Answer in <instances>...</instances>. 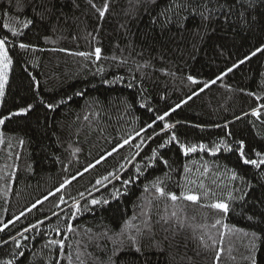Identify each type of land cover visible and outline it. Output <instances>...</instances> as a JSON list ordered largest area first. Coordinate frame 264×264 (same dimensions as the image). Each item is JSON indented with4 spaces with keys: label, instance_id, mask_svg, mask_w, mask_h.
<instances>
[{
    "label": "trees",
    "instance_id": "1",
    "mask_svg": "<svg viewBox=\"0 0 264 264\" xmlns=\"http://www.w3.org/2000/svg\"><path fill=\"white\" fill-rule=\"evenodd\" d=\"M93 3L102 8L104 0ZM167 3L109 0V10L101 19L88 0H0V38L7 37L12 58L0 97V118L9 116L0 125V227L25 212L0 232V241H8L0 243V260L15 257V264H80L79 255L84 264L108 262L110 257L114 264H217L215 253L222 247L219 264H250L244 257L249 255L246 245L255 232L261 237L255 253L257 264H264V166L243 165L235 151L184 156L173 143L159 150L170 167L157 162L126 190L113 180L107 189L97 185L99 192L93 191L95 181L109 172L116 171L123 179L135 172L127 159L134 153L133 145L151 136L153 129L140 137L136 132L264 45V0H254L246 23L235 17L224 23L218 17L206 33L195 18L188 21V31L181 33L173 27L162 33L150 18ZM27 20L32 24L24 28ZM6 23L19 34L4 28ZM20 43L33 47L21 49ZM97 47L101 49L99 60L94 55H75L93 53ZM188 75L201 83L191 85ZM118 76L123 80H116ZM60 100L65 103L54 109L46 107ZM28 104L33 107L26 114L10 116ZM259 105H264V51L210 83L164 122L157 121L154 130L159 132L165 122L175 124L172 131L181 142L210 146L222 137L230 143L243 139L248 154L256 158L253 149L264 152V110L259 120L251 110ZM228 131L230 138L226 137ZM168 135L171 132L161 133L142 145L141 156L133 164L139 162L143 169V157L150 156L151 149ZM128 136L133 137L131 144L106 155ZM101 156L106 159L84 172ZM121 164H127L126 171L120 170ZM185 165L190 172L185 173ZM205 166L208 172L201 175ZM225 166L236 170L244 181L230 182L231 173ZM165 172L170 180H165ZM72 176L76 179L71 180ZM157 176L177 195L184 187L211 190L216 196L201 197L197 203L160 198L150 186ZM66 179L71 182L56 192ZM188 180L196 183L189 185ZM201 181L204 189L199 187ZM245 182L251 185L245 188L248 195L241 200L240 193L234 192L237 199L227 201V214L206 207L218 198L226 199L227 191L245 187ZM114 187L122 193L115 199L111 195ZM81 192L85 193L83 199ZM91 198L108 199L109 203L92 205ZM37 200L42 203L27 211ZM74 200H79L81 210L73 219ZM145 218H149L151 231L144 229L141 251L124 246L114 255L116 234L121 230L134 234ZM217 219L221 224L213 227ZM38 220L43 224L17 236ZM69 223L72 232L67 231ZM105 232L112 239H97ZM14 236L20 240L19 249L10 239ZM52 239H64L63 253L58 246L45 247Z\"/></svg>",
    "mask_w": 264,
    "mask_h": 264
},
{
    "label": "snow or ice",
    "instance_id": "2",
    "mask_svg": "<svg viewBox=\"0 0 264 264\" xmlns=\"http://www.w3.org/2000/svg\"><path fill=\"white\" fill-rule=\"evenodd\" d=\"M88 2L91 4L93 8L96 9V11L99 13V17L103 19L106 15V13L109 10V0H104V4L102 8H98L95 3H93V0H88ZM148 2L152 5H155L158 0H148ZM254 7V0H168V3L157 12L155 16H151L150 22L152 25L158 27L160 31L163 33L165 31L171 30V28L175 27L178 32H185L188 31V21L190 19H197L198 20V28H203L205 33L208 31L209 27L212 24H215L218 17L223 18L224 23H230L233 21V18L239 20L241 23H246L247 21V13L249 10H251ZM147 11V9H146ZM183 13V15H182ZM32 24L31 20H27L25 23H23L24 28H28L29 25ZM4 28H8L13 35H18L16 28H10L9 24H4ZM202 38V37H201ZM8 43L7 37L0 38V97H3L4 95V88L5 85L8 82V73L10 71L11 65H12V58L9 55V49L6 46ZM19 47L21 49H28L30 47H33L32 45L20 43ZM62 51L64 49H61ZM264 51V45L261 47H258L255 49V51H252L250 55L245 56L243 59L237 61L236 63H233L231 67H228L225 72H222L219 76H217L214 80L210 82H204L203 87H200L198 90H193L191 95H189L186 99L181 100L179 103H177L173 108H170L168 111H164L162 115H156L155 119L152 120L151 123L146 124L144 128H141L138 132L135 133L136 137H140L141 133H145L148 129H153V134L151 136H147L145 139H141L140 143H136L133 145L134 147V153L131 155L130 158L127 159V164H132L135 168V172L128 176L127 179H123L116 171L109 172L107 175L100 177L95 181V184L93 185V191L99 192V188L96 187L97 185L104 187L107 189V186L112 183L113 180L119 181L122 188L126 190V187L128 185H131L135 183L137 180L140 179V177L143 175L144 171L154 167L157 162L161 163L162 165L166 167H170L169 161L167 159H164V157L160 154V149H166L168 145H171L173 143L177 144L179 146V149L183 153L184 156H188L189 154L197 153V152H210L213 155H215L217 152H220L221 150L227 151V152H233L235 151L238 154V158L240 162L243 165H250L253 166L256 169H260L262 166H264V152L256 151L253 149L254 155L256 158H251V156L248 154L246 150L245 141L243 139L229 142L226 138H220L218 142H213L210 146L207 143H184L181 142L178 138L175 131H172L176 125L171 123H163V126L160 128L159 132H156L154 130V125L157 123V121L164 122L166 117H169L172 112H175L176 109H179L183 104L187 103L188 100H191L194 96L199 95L200 92H203L206 88L209 87V84H215L217 80H221L225 75L232 72L234 69L238 68L240 65L244 64L246 61L250 60L251 57L256 56L257 53H260ZM75 55L89 57L94 55L96 60H99L101 58V49L99 47L95 48L93 53L89 52H79L75 53ZM115 59V57H113ZM126 61H121V63H125ZM100 71H103V69H99ZM116 80H123V77H116ZM135 79V77H133ZM187 81L191 85H199L201 81L197 80L195 76L188 75ZM113 81H105V83H112ZM129 87H132V84L128 85ZM77 95H83V93H77ZM249 95H255V93H249ZM68 99H71L69 97ZM259 99V97H257ZM65 103L64 100L58 101L56 104L48 103L46 107L48 109H54L59 104ZM33 105L28 104L27 107H21L17 112L10 113V116L20 115V114H26L30 109H32ZM261 110H264V105H259L257 108H253L251 110V114L255 116L258 120L261 116ZM247 115V113H245ZM9 119V116H5L0 118V125L4 124L6 120ZM85 119H88L86 116ZM239 119V117H237ZM179 123V121L177 122ZM216 127H220V125H216ZM225 128H227V124L224 125ZM168 132H171V135L167 136V139H164L162 143H159L156 148L151 149V155L147 157H143V160L145 161L143 169L141 168V164L139 162L134 163L136 161L137 157L141 156V152L143 151L142 145H145L148 141H151L154 139V137L160 136L161 133L167 134ZM226 137H232L231 131L226 132ZM133 141L132 136H128L127 138H124L122 140V143L118 144L116 147H113L110 152H108L106 155L111 156L113 153L117 152L118 149L123 148L125 145L131 144ZM0 143H3V140L0 139ZM23 140L20 141V144L23 145ZM235 145V146H233ZM76 151H79L77 149ZM18 158V157H17ZM106 159V156H101L100 159L95 161V164H89L85 169L84 172L89 171V169L94 168L96 165L100 164L101 161ZM127 164H121L120 170H127ZM226 168V166H225ZM185 173L190 172L191 169L188 168L187 165H185L184 168ZM227 172H230L231 175L229 177L230 182L241 180L244 181V177L238 175L236 170L234 169H227ZM208 172V168L205 166L203 169V172L201 175H206ZM77 175L82 176L83 173L78 172ZM165 180H170L171 176L168 172L164 173ZM76 176H72L71 180H75ZM70 180H65L63 183L59 185V187L56 189V192H60L67 184H69ZM187 183L189 185L195 184V180H188ZM215 183V181H214ZM151 189L154 190L155 194L160 198H167L170 199L173 202H176L180 199L191 201L193 203H197L200 201L201 197H209L210 195L212 197L216 196L215 192H211V190H205L202 192L193 191L190 188H184L181 187V191L179 192V195H177L176 192L169 191L166 189V186H164L161 178L159 176L155 177L150 182ZM200 189H204V184L201 181L199 184ZM227 187V185H225ZM251 185L247 182H245V187L241 188H233L232 190H229L226 192V199L224 198H218L214 202H212L209 205H206V207H210L212 209L220 210L224 214H227L229 212V203L227 201L235 200L237 199V196L233 195L234 192L240 193L239 199L243 200L247 195L248 192L245 190V188H250ZM145 192L149 191V184L145 185L144 188ZM121 189L120 188H113V191L111 193L112 198L115 199L121 195ZM53 195V193H49V196ZM91 197V192L88 194ZM79 196L81 199L84 198L85 193L81 192L79 193ZM48 196L44 197V200H47ZM60 202L64 203L63 196L60 197ZM41 200H37L35 203L31 205V208L27 209V211H31L32 209H35L38 204H41ZM90 203L92 205H99V204H108V199H96L91 198ZM59 207V205H57ZM72 208L75 209L74 212L71 213L72 218L74 219L76 214L80 212V202L79 200H74ZM25 212H21L19 216H15L14 220L18 221L20 217L24 216ZM55 215V213H53ZM175 215V213H173ZM14 220H8L7 223H4L2 227H0V232L4 231L8 228L10 224L14 222ZM128 223L127 221L125 222ZM43 224L42 220H38L36 224H30L27 228L23 229L22 233H17V236H23V233L28 232L29 230H34L38 227V225ZM221 224V220L217 219L215 221V225ZM223 227L225 229L228 228L227 224H224ZM144 229H148V231H151V225L149 223V218H145L141 221V226L136 227L135 233L125 232L124 230H121L120 233L116 234L118 236V239L113 240L112 242L116 246L114 248V255L119 252V249L124 246H130L134 247L137 252L141 251V238L144 236ZM57 233H59V228L56 229ZM67 231L72 232L73 231V225L68 224L67 225ZM242 231V230H240ZM245 236L248 234L245 233ZM27 239V237H24ZM11 240H13L16 244L17 249L21 247L20 240L17 239V237H10ZM97 239H112L107 232L100 234ZM223 239V236L221 237V241ZM261 237L257 235V233L253 232L251 233V237L249 240L248 245L246 247L249 249V255L244 257L245 260L250 261V264H257L255 253L257 251V241H260ZM264 242V241H262ZM0 243L7 244L8 241H0ZM213 243H216L213 241ZM48 246H58L61 253H63L65 248V241L64 239L56 240L52 239L48 242L45 247ZM223 252V248L221 247L219 250L215 253V258L217 264H219V259L221 256V253ZM20 256H23V252H19ZM77 260L80 262V264H84V260L80 258L79 255H77ZM0 264H15V257L13 259H7V260H0ZM99 264H114V262L111 260V257L109 258L108 262L100 261Z\"/></svg>",
    "mask_w": 264,
    "mask_h": 264
}]
</instances>
